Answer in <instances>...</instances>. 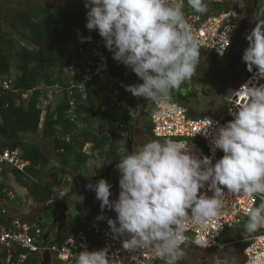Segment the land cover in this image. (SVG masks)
<instances>
[{"label": "clouds", "instance_id": "1", "mask_svg": "<svg viewBox=\"0 0 264 264\" xmlns=\"http://www.w3.org/2000/svg\"><path fill=\"white\" fill-rule=\"evenodd\" d=\"M83 3L85 27L96 30L112 58L142 81L124 85L125 90L157 102L164 110L156 116H167L171 93L191 81L200 58L199 41L183 11L184 0ZM187 5L194 13L208 11L205 0H187ZM259 16H264V9ZM253 21L255 27L245 37L242 61L249 73L255 68V78L264 79V19L253 17ZM79 39L83 43L91 36ZM224 98L234 106L229 108L232 119L216 128L212 136L213 151L223 153L214 163L212 156L191 154L188 144L152 139L115 165L119 172L117 198L110 199L112 185L103 178L86 185L95 192L101 213L105 209L116 213L115 219L107 218V224L113 240L127 235L120 240L122 249L129 253L148 249L164 264H177L183 256L181 245L188 239L186 224L192 221L206 227L216 220L226 205L225 190L253 200L259 196L262 202L246 210L244 231L253 234L264 227V84L249 79ZM214 123L205 118L201 129ZM94 165L96 162L89 161L90 167ZM205 188L211 196L201 191ZM105 218L101 214L96 220ZM81 247L84 250L74 256L73 264H122L107 246L92 251L86 245ZM249 264H264V258H252Z\"/></svg>", "mask_w": 264, "mask_h": 264}, {"label": "built area", "instance_id": "2", "mask_svg": "<svg viewBox=\"0 0 264 264\" xmlns=\"http://www.w3.org/2000/svg\"><path fill=\"white\" fill-rule=\"evenodd\" d=\"M205 3L208 6V11L199 14L194 13L187 5V0H184L185 18L199 41L200 50L208 51L217 57H224L233 42L238 27V18L244 5L242 0H205ZM229 28L231 31H228ZM110 61L115 60L112 58V53L105 48L103 38L98 34L91 39L82 54L79 66L66 69L69 71V76L64 79L63 85L59 83L51 85L42 80L25 90L14 89V74L10 73L0 76V92L15 93L18 104L26 103L33 94H38V106L41 110L39 127L42 126L48 108H54L66 95L68 99L65 117L76 126L77 131H80L87 125L81 120L83 115L78 113V106L86 101L88 84L93 83L102 92L113 88L116 93H119V90L115 89L114 81L109 80L106 76L105 67ZM253 73H244L229 90L239 89L249 79H252L253 83L257 85L264 84V79L255 78ZM124 75L126 76V72ZM229 90L223 96L225 109L216 117L191 118L187 115L184 106L171 101L169 114L158 118L156 112L164 109L153 101L149 114L152 137L162 140L172 139L188 144L191 154L198 158L212 156L214 163L215 159H219L223 153L219 149L213 151L212 136L215 134L216 128L232 119L229 108L234 105H230L224 98L228 95ZM139 103L140 100L135 99L131 93L123 99L114 97L111 101V105L118 112L125 111L131 117H135L137 114ZM205 118L213 120L215 123L207 129H201ZM125 136L126 134L123 135L124 138ZM62 139L66 142L70 140L69 136H64ZM83 151L87 152V145ZM28 164V161L22 160L20 148H7L0 151V173L6 168L24 172ZM9 173L11 172L9 171ZM67 180L69 181V179ZM23 190L26 191L25 188ZM201 191L206 192L208 196L212 195L206 188ZM225 192L226 205L220 216L206 227L192 221L188 222L184 230V235L188 239L181 245V248L186 246L201 250L223 248L226 244L218 242L219 235L245 220L246 210L249 207L262 202L259 196L253 200L243 195L227 194V190ZM64 193L65 190H62L57 196L64 195ZM17 201V191L3 183L0 188V264H25L30 257L38 259L40 263L41 254L46 249L57 258L59 264H73L74 256L84 250L81 245H86L89 251L107 246L109 252L114 254L115 258L120 259L122 264H155L157 261H161L148 249L135 253H129L122 249L120 240L128 238L127 235L113 240L108 224L98 220H91L83 227L77 228L61 244H49L48 239L44 244L42 238L46 232L43 230L42 224L34 218L28 220L13 210ZM132 255L136 256L134 260L131 259ZM242 256L246 264H249L252 258H264V227L260 228L258 234L244 240Z\"/></svg>", "mask_w": 264, "mask_h": 264}, {"label": "trees", "instance_id": "3", "mask_svg": "<svg viewBox=\"0 0 264 264\" xmlns=\"http://www.w3.org/2000/svg\"><path fill=\"white\" fill-rule=\"evenodd\" d=\"M85 13L63 8L46 11L38 4L0 11V76L13 73V87L19 90L28 89L42 80L51 85H63L65 70L79 66L82 54L90 44L91 40L81 43L79 37L91 36L92 39L98 35L96 30L89 31L85 27ZM105 72L119 93L113 88L102 92L93 83L88 84L86 101L78 106V113L83 115L81 120L87 125L80 131L65 117L66 95L54 108H48L39 127L38 94H33L26 103L18 104L15 93L0 92V151L20 148L22 160L29 163L24 172L6 168L0 175L10 171L16 183L26 189L37 205L57 200V194L69 187L66 176L81 174L89 161L99 165L107 156H124L123 135L129 132L135 117L125 111L118 112L111 101L114 97L123 99L130 94L124 85L142 81L130 68L117 61H110ZM245 73L249 72L246 70ZM232 85L221 92L222 99ZM152 106L153 101L149 104L150 112ZM99 125L100 131L107 133L99 134ZM146 129L150 132L149 123ZM64 136H69L70 140L66 142L62 139ZM46 144L49 150H45ZM86 145L87 152L83 151ZM51 161L57 166H51ZM51 174L53 176L47 179ZM2 186L0 183V188ZM51 216L47 214L46 217ZM76 229L64 232L56 243L61 244ZM259 232L260 229L250 237ZM38 263L33 257L25 262Z\"/></svg>", "mask_w": 264, "mask_h": 264}, {"label": "rangeland", "instance_id": "4", "mask_svg": "<svg viewBox=\"0 0 264 264\" xmlns=\"http://www.w3.org/2000/svg\"><path fill=\"white\" fill-rule=\"evenodd\" d=\"M29 4L41 5L46 11L52 8L87 11L84 7L83 0H0V11L6 12L14 8L20 9ZM242 4L244 5L242 11H244L247 7L250 8L252 6L253 0H242ZM262 9H264V0H258L255 9V17L257 19H264V16H259ZM244 13L245 12H241V14ZM209 67H211V64H209L208 61L199 58L196 73L191 81L182 84L178 90H174L171 93L172 102H177L184 106L187 115L191 118L204 116L216 117L225 109L224 100L222 97H217V93L213 90L212 84L216 82V73L211 71ZM65 74V76L68 77L69 71L66 70ZM135 99L139 100L137 97H135ZM148 104H150V102ZM218 110L219 113L215 114L214 112ZM148 123L150 124L149 117L143 118L134 127V135L142 144L146 142V136L149 135V131L146 129ZM149 140L148 138L147 141ZM124 142L125 141L122 142V146ZM45 150H49V145H45ZM134 150H136V148H134ZM99 165L101 166V164ZM51 166H57V164L51 161ZM93 167L88 165L81 173L86 176L87 181H91L93 179L90 178L91 174H94V172L99 169H93ZM52 174L47 179L51 178L53 176ZM66 178L69 179V187L65 190L64 195L70 191L73 176L67 175ZM0 183H4L17 191L18 206L15 211L18 214L26 217L28 220H32L33 218L34 220H38L42 224L45 232L50 230L48 238L49 244L56 243L58 238L67 230L83 227L89 221L96 220V217L101 214L106 218L104 220H99V222L104 224H107V218L115 219L116 216L114 211L108 209H105L103 213H101L100 202L96 199L95 192L87 188H79L75 190L74 193L70 194L65 200V207L61 213L60 209H55L54 201L48 202V205H37L28 195L27 191H24L23 187H20L16 183L12 173L8 172L5 175H0ZM110 191L112 193L110 199L117 198L119 188H114L112 186ZM64 195H59L58 199H61ZM81 196L83 200L79 201L78 197ZM260 203H258L257 206ZM47 214H51V218H47ZM246 222L247 219L219 235L218 242L226 244L221 249L201 250L192 246L183 247V256L177 264H246L242 256L243 241L252 235L244 231ZM155 264H164V262L161 260L157 261Z\"/></svg>", "mask_w": 264, "mask_h": 264}, {"label": "flooded vegetation", "instance_id": "5", "mask_svg": "<svg viewBox=\"0 0 264 264\" xmlns=\"http://www.w3.org/2000/svg\"><path fill=\"white\" fill-rule=\"evenodd\" d=\"M247 10H248V7L245 9V13L244 14H241L240 13L238 20H240L241 18H244L247 15ZM252 28H253L252 25L251 26H248L246 28V30L244 29L245 32H241L238 29V27H237V31H236V33L234 35L233 42L234 41H242L243 50L247 47V40H246L245 37L247 36L248 32ZM226 55L224 57H217V56H215L214 54H211L208 51H200V59L208 61L209 64H211V67H209V69L211 71H214L216 73L217 80H215L216 81V82H214L215 84H212V85H213V90L217 93V97H220L221 92L225 88H227L229 85H232L233 84V75H234V73L237 71V69L240 66V65L239 66L237 65V63H238V57L235 56L232 61H228L225 58ZM145 111L148 113V116L147 117H143V118H148L149 117V112H150L149 111V104L147 105ZM143 118H141V119H143ZM129 136H130V130L126 134V136H125V138L123 140V141H125L124 142V145H123V149L124 150L122 151V153L124 155H126L128 152L131 153L132 151H135L134 148L137 149L138 146L142 145V142H139L137 140L136 136L134 135V128H133L132 129L133 141H132L131 148H129L128 143H127V141L129 140ZM120 159H121L120 157L107 156L105 158V160L103 161V163H101V167L98 170H96L94 172V174H91V177L90 178H94V177H99L100 178V177H103L104 174H105V172H106V170H107V167L112 164V166L110 168V174H109V181L108 182L110 184H112V186L114 188H116V187L119 188V186H118L119 172L115 168V165L117 163H119ZM41 205H48V203L41 204ZM55 209H60V211H61L62 208L61 207H56ZM50 264H59L57 258L54 255H51V262H50Z\"/></svg>", "mask_w": 264, "mask_h": 264}, {"label": "water", "instance_id": "6", "mask_svg": "<svg viewBox=\"0 0 264 264\" xmlns=\"http://www.w3.org/2000/svg\"><path fill=\"white\" fill-rule=\"evenodd\" d=\"M258 4V0H253V4L250 8H248L247 10V15L244 18H241L240 20H238V29L241 32H245L244 29L246 30V28L248 26H253L255 27V23L253 21V17H255V9L257 7ZM243 52V46H242V41H234L226 55V60L228 61H232L234 59V57H238V63L237 65L239 66V68L237 69V71L234 73L233 75V83L240 78L246 71V64L245 62H242V53ZM215 79L217 80V77L215 75ZM152 100H148L145 98H142L138 109H137V114L135 115L134 118V122L130 127V136H129V140L127 141L129 148H131L132 145V141H133V136H132V129L139 123V121L141 120V118L143 117H147L148 113L145 111L146 107L148 105L149 102H151ZM101 126H98V130H99V134L101 133H107L106 131H100ZM112 164L110 166L107 167V170L104 174L103 177H94L91 181H87L86 176L82 175V174H77L74 175L72 178V185L70 188V191L64 195L61 199H57L54 201L55 203V207H61V213L63 212V209L65 207V200L66 198L74 193L75 190H77L78 188H87L86 185L91 183V184H95L99 179L103 178L105 179L107 182L109 181V174H110V168H111ZM49 234H50V230L47 231L42 240L44 242V244L46 243L47 239L49 238ZM51 262V254L50 252L46 249L42 252L41 254V261L39 264H50Z\"/></svg>", "mask_w": 264, "mask_h": 264}, {"label": "crops", "instance_id": "7", "mask_svg": "<svg viewBox=\"0 0 264 264\" xmlns=\"http://www.w3.org/2000/svg\"><path fill=\"white\" fill-rule=\"evenodd\" d=\"M211 112H213V111H211ZM214 113H215V114H218V113H219V110H218L217 112H214ZM148 138H149L150 140H152V139H156V138L152 137V135H151L150 132H149V135L146 136V142H147ZM157 140H162V139H157ZM144 143H145V142H144ZM17 206H18V204H17V205H14V208L16 209ZM15 209H13V210H15Z\"/></svg>", "mask_w": 264, "mask_h": 264}]
</instances>
